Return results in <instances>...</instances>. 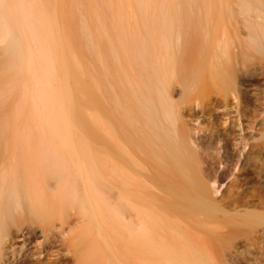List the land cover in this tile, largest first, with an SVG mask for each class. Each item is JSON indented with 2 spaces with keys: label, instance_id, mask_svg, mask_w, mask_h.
Instances as JSON below:
<instances>
[{
  "label": "bare ground",
  "instance_id": "1",
  "mask_svg": "<svg viewBox=\"0 0 264 264\" xmlns=\"http://www.w3.org/2000/svg\"><path fill=\"white\" fill-rule=\"evenodd\" d=\"M0 49V264H264V0H0Z\"/></svg>",
  "mask_w": 264,
  "mask_h": 264
},
{
  "label": "rangeland",
  "instance_id": "2",
  "mask_svg": "<svg viewBox=\"0 0 264 264\" xmlns=\"http://www.w3.org/2000/svg\"><path fill=\"white\" fill-rule=\"evenodd\" d=\"M0 51H1V49H0ZM255 135H256V137L254 138V141L256 142V141H258V142H261L262 141V138L261 139H259L260 138V136H259V134L256 132L255 133ZM254 135V136H255ZM248 148V145H246V147H245V150ZM244 150V151H245ZM242 157H243V155H242ZM236 168H238V165H237V167ZM236 172V169H234V173ZM230 178H232V176H229L225 181H223L222 183H221V185H220V187H219V190L217 191V193L215 194V196L216 197H223L224 195H225V193H226V183L228 182V180H230ZM32 233H31V235H30V239L28 240V242H26V244L25 245H23V247L20 245V241L22 240L21 238H18V243H16L14 246H13V248L9 251L10 253H9V255L6 257V261H8V259L9 258H13V256H15V254H17V256H20L21 255V249L23 250V249H25L26 247H27V245H28V243L30 242V244H35V243H40L42 240H43V236H42V234H41V232H40V229L39 228H34V229H32V231H31ZM20 252V253H19Z\"/></svg>",
  "mask_w": 264,
  "mask_h": 264
}]
</instances>
